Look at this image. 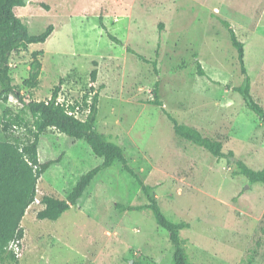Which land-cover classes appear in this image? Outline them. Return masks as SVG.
<instances>
[{"label":"rangeland","instance_id":"374dc122","mask_svg":"<svg viewBox=\"0 0 264 264\" xmlns=\"http://www.w3.org/2000/svg\"><path fill=\"white\" fill-rule=\"evenodd\" d=\"M15 11L32 35L55 27L46 43L11 56L23 98L49 100L64 80L61 92L85 121L98 92L97 130L124 149L165 214L191 224L182 232L191 264H264V184H250L235 175L234 160L180 138L166 114L220 140L225 153L233 151L251 168L264 169V124L235 91L245 76L223 25L228 21L245 45L252 95L264 108V0H26ZM101 19L121 44L108 38ZM39 51L41 82L30 91L25 81ZM156 89L162 106L154 104ZM5 113L33 122L22 102L4 99L0 139ZM27 133L9 132L25 142ZM39 154L41 162L60 161L40 179V200H65L79 177L102 162L86 141L55 129L42 136ZM147 203L119 163L58 221L39 220L44 206L34 202L21 224L19 264H171L167 232L151 212L138 210ZM5 264L17 263L8 258Z\"/></svg>","mask_w":264,"mask_h":264},{"label":"trees","instance_id":"16d2710c","mask_svg":"<svg viewBox=\"0 0 264 264\" xmlns=\"http://www.w3.org/2000/svg\"><path fill=\"white\" fill-rule=\"evenodd\" d=\"M25 6L26 0H0V103L6 98L15 97L30 110L33 119L30 124L19 114L5 113L3 117V130L6 136L0 139V264H5L8 258L19 264L17 256L9 252L7 248L14 239L24 238V229L21 224L28 209L37 198L38 183L52 167L60 162L57 160L41 162L40 160L41 138L48 129H55L74 141H86L95 156L101 158L102 162L79 177L65 200L52 196L42 197L41 204L44 208L38 213L39 220L58 221L65 212L79 205L103 171L119 163L123 171L136 180L148 200V203L138 207V210L151 212L157 225L167 232L173 246L171 264H191L187 248L188 241L182 235L184 230L191 228V224L186 221L171 220L161 208L155 195V188L146 184L140 174L130 166L124 149L112 141L111 136L97 130L95 124L98 116L99 93L94 92L90 113L87 120L83 121L69 114V110L75 109L74 105L68 109L65 104L57 103L64 80H61L60 84L54 88L49 100L40 102L25 100L20 89L14 85L10 63L13 53L20 50L27 51L31 45L46 43L55 30L54 25H50L41 34L32 35L28 26L15 11L16 8ZM223 25L227 28L232 45L238 52L241 70L245 76L243 84L235 87V91L243 97L247 108L264 124V108L255 100L251 91L252 82L245 63V45L239 40L228 21L223 20ZM101 27L111 41L121 44V41L109 33L103 19H101ZM43 54V51L33 54L30 76L25 81L30 91L39 88L43 72L40 56ZM138 56L145 62H149L144 57ZM154 64L157 66L156 62ZM198 68L200 73L204 74L199 62ZM91 78L94 82L97 80V69L92 71ZM153 94L156 96L154 104L162 106L158 89ZM166 114L173 122L175 133L180 138L204 148L214 157L234 160L238 167L235 175L243 176L250 184H264V169L251 168L244 161L236 158L233 151L225 153L224 144L220 140L206 137L197 128L181 124L169 113ZM15 128L27 130L26 142L20 137L9 134ZM252 261L253 259H250L248 264Z\"/></svg>","mask_w":264,"mask_h":264},{"label":"built area","instance_id":"2783aa9c","mask_svg":"<svg viewBox=\"0 0 264 264\" xmlns=\"http://www.w3.org/2000/svg\"><path fill=\"white\" fill-rule=\"evenodd\" d=\"M57 103L65 104L68 109H69V107H71V104H72V102L66 101V97L62 92L59 94V97L57 98ZM69 111H70L69 112L70 115H74L77 119L81 120L80 118H78L75 115V112H74L75 109L69 110ZM77 111H78V109H77ZM35 203L40 204L41 200L37 197L35 200ZM21 241H22L21 239L16 238L10 243V245L7 248V250L9 252L13 253L14 255H16L18 259L22 258V256H23L22 242Z\"/></svg>","mask_w":264,"mask_h":264}]
</instances>
